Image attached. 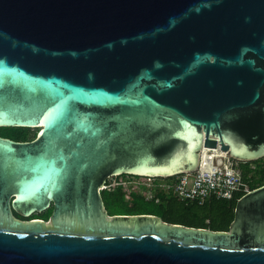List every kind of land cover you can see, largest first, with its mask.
<instances>
[{
  "label": "water",
  "instance_id": "obj_1",
  "mask_svg": "<svg viewBox=\"0 0 264 264\" xmlns=\"http://www.w3.org/2000/svg\"><path fill=\"white\" fill-rule=\"evenodd\" d=\"M0 127V264H264V186L228 231L99 192L264 156V0H0Z\"/></svg>",
  "mask_w": 264,
  "mask_h": 264
},
{
  "label": "built area",
  "instance_id": "obj_2",
  "mask_svg": "<svg viewBox=\"0 0 264 264\" xmlns=\"http://www.w3.org/2000/svg\"><path fill=\"white\" fill-rule=\"evenodd\" d=\"M205 149L206 153L215 150ZM222 155L227 160L216 166L214 170L197 167L194 173L179 174L171 178L118 179L115 186H121L127 196L138 191L146 198L159 200L161 196H172L185 204L197 205H204L212 199L233 200L237 194L243 196L250 192L249 186L241 180L240 170L237 168L235 160L228 157L225 152ZM208 157H211V154H208Z\"/></svg>",
  "mask_w": 264,
  "mask_h": 264
},
{
  "label": "trees",
  "instance_id": "obj_3",
  "mask_svg": "<svg viewBox=\"0 0 264 264\" xmlns=\"http://www.w3.org/2000/svg\"><path fill=\"white\" fill-rule=\"evenodd\" d=\"M31 128L26 127H0V136L7 137L15 141H26L34 139L36 133H32ZM236 166L240 170V177L242 182L249 186L250 190L264 186V156L248 162L236 161ZM114 197L115 200L124 201V196H127L123 191L115 190L114 192H108L105 196ZM119 197L117 199V197ZM134 202L137 203V207L141 209L140 201L144 202V198L139 194L133 193ZM166 198V196H162ZM169 197V196H167ZM241 197L237 194L233 200H217L212 199L209 203L204 205H197L196 207L203 212L204 217L199 218L193 213L188 220H181L185 222L186 226L208 228L211 230L228 231L231 222L234 219V213L236 203ZM194 205V204H193ZM192 208L193 206L187 205ZM214 208H216L214 210ZM51 208H48L43 213L38 214L32 218L46 219L49 216Z\"/></svg>",
  "mask_w": 264,
  "mask_h": 264
},
{
  "label": "flooded vegetation",
  "instance_id": "obj_4",
  "mask_svg": "<svg viewBox=\"0 0 264 264\" xmlns=\"http://www.w3.org/2000/svg\"><path fill=\"white\" fill-rule=\"evenodd\" d=\"M134 178L132 176H120L115 178H108L106 183L99 188V192L103 202V208L108 217L113 215H138V214H151L161 218L165 222L169 223H178L184 225L185 222L181 220H188L191 217V213L193 214L192 208L188 207V204L181 202L174 197H166L163 198L162 196L159 200H155L152 198H146L142 193L138 191H134L133 193L139 194L141 197L144 198V202L140 201L141 209L137 207V203L134 202V198L132 195L124 196V201L115 200L114 197L105 196L108 192H114L115 190L122 191L121 186H115V182L118 179L122 180H129ZM116 179V180H115ZM111 180H115L114 183ZM132 193V194H133ZM117 197V196H116ZM119 197H117L118 199ZM154 200L157 203L158 208H154L151 206V202ZM153 203V202H152ZM153 203V204H155ZM38 214H34L31 217L37 216ZM48 218V217H47ZM47 218L45 220H47Z\"/></svg>",
  "mask_w": 264,
  "mask_h": 264
},
{
  "label": "rangeland",
  "instance_id": "obj_5",
  "mask_svg": "<svg viewBox=\"0 0 264 264\" xmlns=\"http://www.w3.org/2000/svg\"><path fill=\"white\" fill-rule=\"evenodd\" d=\"M30 130H31L32 133H37V131H38L36 128H31ZM115 180H116V179H115ZM115 180H114V181H115ZM111 181H113V180H111ZM114 181H113V183H114ZM116 181H117V180H116ZM136 194H137V193H136ZM130 195H132V193H130L129 196H130ZM174 198H175V197H174ZM175 199H176V198H175ZM177 200H178V199H177ZM152 202L155 203L154 200H152ZM152 202H151L150 205L157 209V208H158L157 203L153 204ZM188 204H189L190 206H193V207H192V211H193V213L196 215V217H199V218H203V217H204L203 212H201L200 209L196 207L197 205H195V204L193 205V204H191V203H188ZM215 209H216V208H214V210H215ZM191 216H194V215L191 213Z\"/></svg>",
  "mask_w": 264,
  "mask_h": 264
},
{
  "label": "bare ground",
  "instance_id": "obj_6",
  "mask_svg": "<svg viewBox=\"0 0 264 264\" xmlns=\"http://www.w3.org/2000/svg\"><path fill=\"white\" fill-rule=\"evenodd\" d=\"M191 151H192V150H191ZM191 151H190V152H191ZM216 152H217V153H216ZM203 153H204L207 157H208V154H211V157L214 156V155L223 156L222 154H224V152H219V151H217V150H216V151L214 150V151L211 152V153H209V152L206 153V149H204Z\"/></svg>",
  "mask_w": 264,
  "mask_h": 264
}]
</instances>
